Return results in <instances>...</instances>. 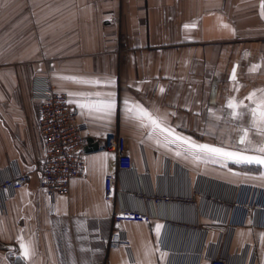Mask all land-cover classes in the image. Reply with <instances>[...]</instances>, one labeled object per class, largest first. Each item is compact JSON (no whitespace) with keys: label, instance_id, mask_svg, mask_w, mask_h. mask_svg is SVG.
Here are the masks:
<instances>
[{"label":"crops","instance_id":"crops-1","mask_svg":"<svg viewBox=\"0 0 264 264\" xmlns=\"http://www.w3.org/2000/svg\"><path fill=\"white\" fill-rule=\"evenodd\" d=\"M43 77L68 94L90 140L86 178L54 199L40 190L32 81ZM262 89L264 0H0V181L28 173L22 188L0 192V264H196L207 256L264 264V164L193 149L135 108L197 144L253 156L264 135L245 98ZM230 98L243 101L239 118ZM241 129L251 144L239 143ZM109 132L127 138L133 160L118 174L115 202L103 194ZM255 187L262 207L243 223L236 203L253 200ZM154 194L194 203L143 199ZM124 207L152 219L122 223L128 245L112 246V216Z\"/></svg>","mask_w":264,"mask_h":264},{"label":"built area","instance_id":"built-area-1","mask_svg":"<svg viewBox=\"0 0 264 264\" xmlns=\"http://www.w3.org/2000/svg\"><path fill=\"white\" fill-rule=\"evenodd\" d=\"M33 82L34 97L41 101V116L38 120V131L44 149V156L40 175V190L49 198L68 196L72 179L86 178L87 176V146L90 140L85 134L88 131L86 123L81 122L74 113L73 106L67 93L59 92L50 84L46 77L35 78ZM104 151L109 156V168L104 176L103 194L106 200L115 202L117 199L118 174L131 170L133 160L128 149V140L119 132H109L105 136ZM28 179L26 171L17 170L8 178L0 181V192L15 191L22 188ZM253 200L245 203H236L244 214L260 206L256 198L263 192L261 188H251ZM143 199L154 200L157 203L191 202L193 196L181 197L166 194L144 196ZM116 232L112 235L110 245H128L122 223L125 221L150 222L152 216L133 208H120L112 216ZM252 251V261L256 260L255 249ZM222 256H207L196 264H228Z\"/></svg>","mask_w":264,"mask_h":264},{"label":"snow or ice","instance_id":"snow-or-ice-1","mask_svg":"<svg viewBox=\"0 0 264 264\" xmlns=\"http://www.w3.org/2000/svg\"><path fill=\"white\" fill-rule=\"evenodd\" d=\"M233 75V79H234ZM261 95L259 98H256V92L250 93L248 97L245 99H248L253 104L256 105V107L251 109V115H252V124L253 128H258L261 135H264V89L260 90ZM111 93L108 94L109 97H111ZM113 106V101L109 99L107 102H105V107L110 111ZM227 107L232 109V115L234 117L239 118L241 113L239 112V109L244 107L243 101H237L235 98H230L227 104ZM135 108L137 110V114L139 118L143 121L144 119H147V121L155 128L159 129L163 133H167L168 136H174V140H183L185 144L191 145L193 149H199L202 152L209 153L212 155H215L217 157H223L225 159H235L237 162H247V163H261L264 164V142L260 143L258 146L255 147V151L257 152V155L248 156V155H241L237 152H229L226 151L224 148L221 147H215L209 144H197L194 141H191L188 137H181L179 134H175L174 130L170 129L169 127L164 126V122L159 117H154L151 113H149L146 109L143 108L141 105H135ZM241 132L243 133L239 137V143L241 144H251V141L248 140L249 135V129H241ZM159 227V226H158ZM21 251H22V258H30L31 256V248L30 245L23 242L21 240Z\"/></svg>","mask_w":264,"mask_h":264}]
</instances>
